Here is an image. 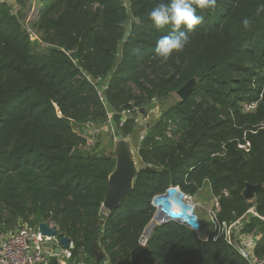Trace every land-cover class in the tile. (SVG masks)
<instances>
[{
  "label": "trees",
  "instance_id": "trees-1",
  "mask_svg": "<svg viewBox=\"0 0 264 264\" xmlns=\"http://www.w3.org/2000/svg\"><path fill=\"white\" fill-rule=\"evenodd\" d=\"M29 1L15 0L19 10ZM159 2L38 0L30 25L45 45L39 50L0 0V227L52 223L83 264H248L221 237L201 239L174 220L155 224L144 247L138 241L156 194L177 186L194 195L206 181L220 221L255 206L260 217L244 230H257L254 253L264 255V12L257 14L264 0H217L214 10H197L204 22L166 60L155 54L156 41L172 27L147 19ZM88 77L106 80L101 95ZM190 79V93L140 138L132 190L105 210L114 158L97 143L87 149L82 128L110 117L127 137L139 109ZM251 102L255 108L243 111ZM247 183L262 185L251 200L242 195ZM97 230L100 263L89 251Z\"/></svg>",
  "mask_w": 264,
  "mask_h": 264
},
{
  "label": "built area",
  "instance_id": "built-area-1",
  "mask_svg": "<svg viewBox=\"0 0 264 264\" xmlns=\"http://www.w3.org/2000/svg\"><path fill=\"white\" fill-rule=\"evenodd\" d=\"M88 79L98 89L97 83L101 81V78L88 77ZM99 93L101 95L103 91H99ZM254 108V102L242 105L243 111H252ZM123 118L125 117L123 116ZM152 205L155 211L151 222L158 224L167 220H174L196 233L199 232L201 225L198 212L199 205L194 201L192 195L184 193L179 187L169 186L162 193L156 194L152 198ZM218 211L219 203L217 198L213 196V203L205 208V215L210 223L207 237L210 234H213L214 238L221 237L248 264H264V255L257 256L254 253V247L259 238L257 230H244V226L250 217H260L255 210V206L252 205L242 216L231 222L220 221L217 217ZM147 237L148 235L144 231L138 241L141 247L146 245ZM199 237L201 239L207 238ZM57 244V237L43 235L38 226L34 227L26 223H19L14 229L0 227V264H46L50 257L57 256L55 253ZM71 248L72 242L70 241L69 248L61 250V256L64 260L73 258ZM74 264H83V262L78 261Z\"/></svg>",
  "mask_w": 264,
  "mask_h": 264
},
{
  "label": "rangeland",
  "instance_id": "rangeland-1",
  "mask_svg": "<svg viewBox=\"0 0 264 264\" xmlns=\"http://www.w3.org/2000/svg\"><path fill=\"white\" fill-rule=\"evenodd\" d=\"M6 1L11 6L12 13L18 15L20 23L25 28H27L34 46L39 50L45 48V45L39 39V35L31 28L30 25V23L36 16V2L38 0H32L31 2L26 3L25 8L21 10H19L20 7L15 2V0ZM105 84V79H101V81L97 83L100 92L104 90ZM177 99L178 95L176 93H172L165 101L159 102L153 100L149 104V106L146 107L148 110L143 114H140L138 111L135 115L136 123L134 131L127 137L123 136L121 132L118 131L116 123H114L110 117L105 123L98 126L93 124L85 125L82 130L83 133L89 137V139L87 140L86 148L91 149V147L94 146L95 143H97V149H100L104 153L113 156L114 140L119 138H129L136 152L139 140L147 130L148 126L155 123L161 111L168 105L174 103ZM122 115L126 117L125 113H123ZM139 116L140 119L137 120ZM192 197L194 198V201L199 205L198 212L201 219V225L197 234L205 238L207 237V233L210 230V223L207 216L205 215V208L209 207L213 203V195L210 192L208 183L205 181L202 187L194 195H192Z\"/></svg>",
  "mask_w": 264,
  "mask_h": 264
},
{
  "label": "water",
  "instance_id": "water-1",
  "mask_svg": "<svg viewBox=\"0 0 264 264\" xmlns=\"http://www.w3.org/2000/svg\"><path fill=\"white\" fill-rule=\"evenodd\" d=\"M140 19H144V17H141ZM194 83L195 79H190L176 91L179 99H184L190 93ZM147 110V108H141L139 109V113L143 114ZM139 119L140 116L137 120ZM66 149L69 152L71 151V148L68 146ZM112 157L114 158V168L107 177V188L102 202V207L105 210L116 208L122 197L132 190L133 181L141 164L129 138H119L114 140ZM145 168L154 171V169L149 166H146ZM261 186V184L253 185L247 183L242 191L243 197L247 200H251L254 197V193L259 190ZM154 226V222L149 223L145 229V234L149 235ZM38 228L43 235L57 237L58 244L55 247L56 254H59L62 249L65 250L69 248L70 239L67 236H61L54 224L46 221L40 222ZM89 251L94 256L96 263H100L103 260L104 254L98 244V230L89 245Z\"/></svg>",
  "mask_w": 264,
  "mask_h": 264
},
{
  "label": "clouds",
  "instance_id": "clouds-1",
  "mask_svg": "<svg viewBox=\"0 0 264 264\" xmlns=\"http://www.w3.org/2000/svg\"><path fill=\"white\" fill-rule=\"evenodd\" d=\"M216 6L217 0H160L148 12L147 19L157 29L171 25L172 31L156 41L155 54L166 60L174 52L182 51L190 42L189 33L204 22V16L197 14V10H214ZM260 12H264V3L257 7V14ZM242 25L249 28V18H244Z\"/></svg>",
  "mask_w": 264,
  "mask_h": 264
},
{
  "label": "crops",
  "instance_id": "crops-1",
  "mask_svg": "<svg viewBox=\"0 0 264 264\" xmlns=\"http://www.w3.org/2000/svg\"><path fill=\"white\" fill-rule=\"evenodd\" d=\"M57 256H58V264H74L73 259L64 260L63 257L61 256V252L57 254ZM104 264H107V262H104Z\"/></svg>",
  "mask_w": 264,
  "mask_h": 264
}]
</instances>
